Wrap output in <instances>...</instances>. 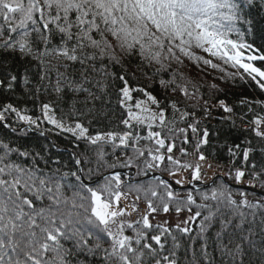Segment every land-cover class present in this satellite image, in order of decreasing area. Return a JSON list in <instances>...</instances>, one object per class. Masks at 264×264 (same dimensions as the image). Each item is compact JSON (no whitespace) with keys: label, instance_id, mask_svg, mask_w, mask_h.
I'll list each match as a JSON object with an SVG mask.
<instances>
[{"label":"snow or ice","instance_id":"1","mask_svg":"<svg viewBox=\"0 0 264 264\" xmlns=\"http://www.w3.org/2000/svg\"><path fill=\"white\" fill-rule=\"evenodd\" d=\"M185 59L223 72L221 59L264 92V0H0V91L15 97L0 101V127L73 143L0 136V264H264V100L241 99L237 124ZM214 110L243 133L227 177L256 199L156 175L204 184ZM193 140L196 162L178 158L177 141L187 157ZM173 209L174 227L156 220Z\"/></svg>","mask_w":264,"mask_h":264},{"label":"trees","instance_id":"2","mask_svg":"<svg viewBox=\"0 0 264 264\" xmlns=\"http://www.w3.org/2000/svg\"><path fill=\"white\" fill-rule=\"evenodd\" d=\"M233 39H235V35L232 36ZM249 42L253 40V37L249 36L248 37ZM261 45V40L259 37V32H257V36L255 37V46L259 47ZM198 54L199 50H196ZM211 58V57H207ZM214 63L218 64L220 68H223L224 71L221 72L219 70H214L211 67H205L203 64H200L199 66L195 65V62L188 61L185 59V66L181 69L183 71L184 75L188 78L194 79L196 81H199L200 83H216L218 87L222 90L218 93L220 99H225L227 103L230 105H235L236 106V122L239 124V115L242 110V106L240 105V100L241 99H248V100H254V99H262L264 100V92H262L256 83L251 80L250 77H248L246 74L243 73L242 69H238L237 67H232L230 63H225L221 59H214ZM243 76V78H241ZM20 92V89H17V94ZM8 99H15V97H11L6 95L3 91H0V101H7ZM21 106L26 107L30 110L29 114H38V109L35 108V106L32 104L31 101L28 102H23L21 101ZM246 111V109H243ZM57 116L59 115V111L57 110ZM223 115L222 111L217 112L214 110V118L210 120H205L201 124V128L207 127L210 131V136L208 138V144L203 145L201 148V151L206 155L208 160H213L218 163H222L226 166H230L229 163V153H228V147L234 146V144L239 143L240 139L243 136V133L238 131L236 128H233L231 126V121H225L221 119V116ZM11 123L12 126L15 127V118H11ZM45 127L51 128V125H45ZM55 129H53L52 132L47 133L53 140L54 142L60 146L61 148L69 149L70 151L73 150V143L72 138L68 136L67 134H59L56 135ZM9 136L13 139H16L17 143L20 144H51L48 139L45 137H39L38 133L36 132H28L27 135H20L19 133H12L11 129H4L0 127V136ZM18 137V139H17ZM189 137L191 138V132H189ZM195 145V141L193 140L192 143L188 145H184V147L188 150L189 154H192L194 157H196V154L193 152ZM179 141H177V154L178 158H181L183 160H187L191 163H193L189 157H180L179 153ZM53 155L56 153V149H52ZM63 155V158L65 160L68 159L67 154H64L61 152ZM239 166V164H238ZM134 170V169H133ZM121 171H126V170H121ZM228 171V170H227ZM135 173V170L133 174ZM160 175L170 178L174 181L173 177H169L167 172L161 173L160 171H157ZM180 173H186L187 180L184 181V184L191 179L190 174L191 170L188 171H183ZM148 177V176H147ZM147 177H142V178H137V179H144L148 180L150 178ZM224 179L228 182L234 183V180H230L227 177V172L224 174ZM217 184L221 182H225L219 178L214 179ZM193 185H195L197 188H202L200 182H193ZM246 185V184H245ZM211 186V184L209 185ZM233 193L237 194V189L234 188ZM259 190V188H257ZM190 189L182 190L181 192H185ZM241 191H245L242 189H239ZM248 192L249 198L250 199H256L259 195ZM141 209L144 210V205L141 203ZM195 211V208H193V212ZM175 210L169 214H174ZM184 213H187L186 211ZM176 214V213H175ZM163 215V213H160L158 216ZM155 223V222H153ZM173 227L175 224H170ZM255 259V257H254Z\"/></svg>","mask_w":264,"mask_h":264},{"label":"rangeland","instance_id":"3","mask_svg":"<svg viewBox=\"0 0 264 264\" xmlns=\"http://www.w3.org/2000/svg\"><path fill=\"white\" fill-rule=\"evenodd\" d=\"M213 176H222V172H213L211 170V173H209L206 177H202V180L204 182H207ZM189 178L191 179V174H190ZM173 179H174V181H176V180L186 181L187 180L186 173H179L178 175L174 176ZM243 184L247 185V181L245 180V182ZM186 216H187V213H181L180 214V219L183 220L184 218H186ZM165 219L168 220L169 224H176L177 223V219H176V214L175 213L174 214H167V215L163 214V215H160V216H156V220L162 221V220H165ZM156 220H154L153 222H156Z\"/></svg>","mask_w":264,"mask_h":264},{"label":"water","instance_id":"4","mask_svg":"<svg viewBox=\"0 0 264 264\" xmlns=\"http://www.w3.org/2000/svg\"><path fill=\"white\" fill-rule=\"evenodd\" d=\"M47 139L50 141V143H55L54 140H53L52 138L48 137V136H47ZM55 144H56V143H55ZM56 145H57V144H56ZM59 148H60L61 150H63V148H61L60 146H59ZM68 150H69V149H68ZM69 151H70V150H69ZM132 171H133V170H132ZM156 175H160V174H156ZM150 176H151V174H150L147 178H150ZM161 176H162V175H161ZM162 178L165 179V180L170 181V182L172 183L173 187H174L176 190H178V191L186 190V189H192V184H186V185H183V187H182V186H179V185L175 184L174 182H172V180H170V179H168V178H166V177H163V176H162ZM216 178H220V179H222V180L224 181V179H223L222 176H216V177H213L208 183H205V184L201 185V187L203 188L205 185L209 186V185L211 184V181L214 180V179H216ZM227 184H229L231 187L238 188V189H242V190H245V191H249V192L255 193V194H257V195L260 194V190H258V189L252 190V189L248 188V187L245 186V185H236V184H232V183H228V182H227Z\"/></svg>","mask_w":264,"mask_h":264},{"label":"built area","instance_id":"5","mask_svg":"<svg viewBox=\"0 0 264 264\" xmlns=\"http://www.w3.org/2000/svg\"><path fill=\"white\" fill-rule=\"evenodd\" d=\"M209 165H211V167H209ZM203 167H204L203 168V175H204L207 171H210V170H213V169L223 170L227 166L222 164V163H218V162L211 161V160L207 159V161L203 163Z\"/></svg>","mask_w":264,"mask_h":264}]
</instances>
